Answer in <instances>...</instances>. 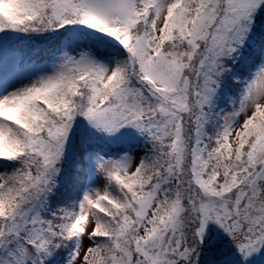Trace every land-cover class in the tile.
Returning <instances> with one entry per match:
<instances>
[{"label": "snow or ice", "instance_id": "obj_1", "mask_svg": "<svg viewBox=\"0 0 264 264\" xmlns=\"http://www.w3.org/2000/svg\"><path fill=\"white\" fill-rule=\"evenodd\" d=\"M0 161V264H264V0H0Z\"/></svg>", "mask_w": 264, "mask_h": 264}, {"label": "trees", "instance_id": "obj_2", "mask_svg": "<svg viewBox=\"0 0 264 264\" xmlns=\"http://www.w3.org/2000/svg\"><path fill=\"white\" fill-rule=\"evenodd\" d=\"M69 31L65 32L64 29H59V34L55 33H42L38 35H26L17 34L6 39L4 43V50L7 52L17 51L25 57H31L39 65L49 62V51L53 48H66L67 50L75 49L76 52L80 51L83 46L90 44L95 38L89 35H85L79 31L77 28H82L83 26L68 25ZM89 32L92 30L89 29ZM102 35V34H101ZM101 50L103 48L101 47ZM77 127V125H73ZM71 135V134H70ZM77 144V152L87 151L90 153L99 152L101 155L105 154H119L123 151L136 150L138 148L147 151L148 145L143 138H137L131 142L124 143L117 139H105L100 137L98 140L88 144L86 149H81ZM5 162L0 161V164ZM90 172H88L87 180L89 182ZM88 184V183H87ZM87 184H82L80 189L75 193V198L79 199L87 186ZM207 255V253H206Z\"/></svg>", "mask_w": 264, "mask_h": 264}, {"label": "rangeland", "instance_id": "obj_3", "mask_svg": "<svg viewBox=\"0 0 264 264\" xmlns=\"http://www.w3.org/2000/svg\"><path fill=\"white\" fill-rule=\"evenodd\" d=\"M73 50L75 49H70L68 50L70 53L73 52ZM4 54H5V61H7L8 59V55H9V52H7L6 50H4ZM47 63L45 64H40V66L42 68L44 67H47ZM3 70H4V75H5V80L6 82H11L12 80V77L8 74V66H7V62H5V64L3 65ZM129 153L133 156V157H138V156H143L145 154V150L144 149H136V150H131L129 151ZM2 165V164H0ZM103 183H104V178H103V175L97 171H93L91 170L90 172V179H89V182L86 186L85 189H87L88 191H91L92 189L94 188H99V187H102L103 186ZM214 229H215V226H213ZM85 245L87 244V240L84 241ZM202 255H206V252L202 250Z\"/></svg>", "mask_w": 264, "mask_h": 264}]
</instances>
